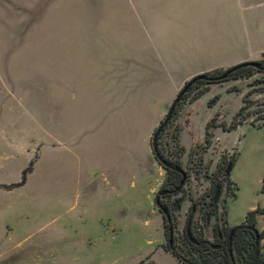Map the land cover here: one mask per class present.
<instances>
[{"label": "rangeland", "instance_id": "obj_1", "mask_svg": "<svg viewBox=\"0 0 264 264\" xmlns=\"http://www.w3.org/2000/svg\"><path fill=\"white\" fill-rule=\"evenodd\" d=\"M133 19L128 0H0V182L18 183L0 187V264H182L171 250L191 252L186 210L211 198L216 175L215 213L194 214L199 236L213 242L215 222L264 205V71H255L211 83L161 135L170 150L177 132L186 147L173 154L194 166L174 210L182 247L168 246L166 171L151 145L160 121L147 129L164 107L148 101L172 90L130 57L141 48ZM261 58L264 44L250 59ZM241 107L251 114L224 129Z\"/></svg>", "mask_w": 264, "mask_h": 264}, {"label": "crops", "instance_id": "obj_2", "mask_svg": "<svg viewBox=\"0 0 264 264\" xmlns=\"http://www.w3.org/2000/svg\"><path fill=\"white\" fill-rule=\"evenodd\" d=\"M128 7L141 30V48L130 57L142 74H150V82L167 83L172 90L148 101L164 107L147 132L161 120L186 80L252 60L264 44V0H128ZM232 51L239 59H228ZM141 79L145 87L146 80ZM260 216L262 228V214L257 215V222Z\"/></svg>", "mask_w": 264, "mask_h": 264}, {"label": "trees", "instance_id": "obj_3", "mask_svg": "<svg viewBox=\"0 0 264 264\" xmlns=\"http://www.w3.org/2000/svg\"><path fill=\"white\" fill-rule=\"evenodd\" d=\"M255 60L260 62V66L251 65L248 63L242 64L230 71L225 77H222L221 75L233 65L203 72L202 74H205V77L195 79L184 91L180 100L177 102V105L173 110L171 118L166 124L165 128L179 113L180 108L185 103V101L192 102L200 97L209 88L211 83L221 82L231 78L248 77L255 71H264V58ZM192 78L193 76L186 80L179 91ZM243 108L244 107H241L229 124L221 123V126L226 130H230L236 127L238 123L243 122L251 114L250 112L242 113ZM216 115L211 117V119L206 123L205 137L207 141H209L208 136L211 133L209 130L210 126L217 125V123H214ZM261 117L264 118V112L262 113ZM262 123L264 124V120ZM177 137V132H175V142L171 150L174 149V151L178 152L177 154H180L184 150V146L177 143ZM231 160L234 163L236 156H233ZM178 183L179 178L171 176L169 181L170 186H176ZM261 190L264 191V175L262 177ZM258 214H262L264 217V205H257L254 208L249 209L245 214L244 219L241 222L233 225L234 233L231 240L228 238L226 239L225 245H220L217 247L216 243L209 241L199 245L188 242L191 252H181L172 248V254L175 255L182 264H264V226L258 229V239L256 238L255 233V228H257L256 223ZM137 264H143L142 260H140Z\"/></svg>", "mask_w": 264, "mask_h": 264}, {"label": "flooded vegetation", "instance_id": "obj_4", "mask_svg": "<svg viewBox=\"0 0 264 264\" xmlns=\"http://www.w3.org/2000/svg\"><path fill=\"white\" fill-rule=\"evenodd\" d=\"M162 127L158 134V150L161 153V155L169 161V165H163L165 167V175L163 179V184L160 189L163 190L162 193L159 194V201L161 206L163 207L162 216L165 218V223L168 224L169 229V240H168V246L171 247H182V242L178 240V236L175 234L176 232V225H177V216L174 212L175 209L180 208V204L182 200L186 197L187 193L184 192V185L189 180L191 168L194 166L189 164L187 167L183 166L180 163V160L176 158L173 154V151L168 149L164 143L161 140V135L165 129L166 124ZM182 169V170H181ZM171 176L178 177L179 183L176 186H170L169 181ZM212 182L214 184V191L211 198L202 201L200 204L199 202H191L189 208L186 210L185 213V226L183 228V232L181 233L183 236V239L185 242H190L194 244H202L206 243L208 241L207 238L201 237L198 234H196L195 228H194V214L196 211H198L200 208H202L205 211V221L209 222L210 217L215 212V208L218 205L219 202V196L222 191V181L221 177L216 175L213 177ZM220 185L219 194L217 196L216 200H213V196L216 190V185ZM179 186V187H177ZM158 190V191H159ZM181 193V194H180ZM215 226L213 225V232L214 237L213 241L216 243V246L219 247L220 245H225L226 239L228 238L231 240L232 235L234 233L233 225H228L227 222H224V224L215 222ZM187 226H189L190 231L192 235L196 238V241H192L188 237V230ZM229 233V234H228Z\"/></svg>", "mask_w": 264, "mask_h": 264}, {"label": "water", "instance_id": "obj_5", "mask_svg": "<svg viewBox=\"0 0 264 264\" xmlns=\"http://www.w3.org/2000/svg\"><path fill=\"white\" fill-rule=\"evenodd\" d=\"M251 64V65H255V66H260V62L258 60L252 59V60H245L242 62H238L236 64H233L232 67H230L226 72H224L221 76L225 77L227 76V74L232 71L233 69L237 68L238 66L242 65V64ZM201 77H205V74L199 73L193 76V78L191 80H189V82L176 94V96L174 97L173 101L171 102V104L169 105L166 114L164 115V117L160 120V122L157 124V126L155 127L153 134H152V138H151V145H152V150L154 152L155 157L157 158V160L163 164V165H169V161H167L166 158H164L161 153L158 150V134L160 132V130L162 129V127L165 125V123L167 121L170 120L171 115L173 113V110L175 109L177 102L180 100L182 94L184 93V91L188 88V86L197 78H201ZM230 167H231V163H229L228 168L226 169V172L228 173L230 171ZM182 170V169H181ZM18 183H10V184H6V183H1L0 182V187L2 188H11L16 186ZM179 187V186H177ZM219 189H220V185L217 184L216 185V190L213 196V200L217 199V196L219 194ZM163 190L160 189L158 191V194L162 193ZM187 230H188V237L190 240L192 241H196V238L192 235L189 226H187ZM255 233H256V238H259V234H258V228H255Z\"/></svg>", "mask_w": 264, "mask_h": 264}]
</instances>
